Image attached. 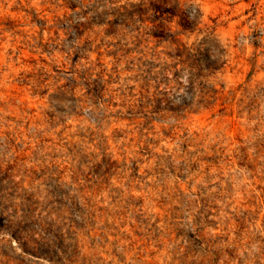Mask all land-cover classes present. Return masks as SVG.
Returning <instances> with one entry per match:
<instances>
[{"label":"rangeland","instance_id":"1","mask_svg":"<svg viewBox=\"0 0 264 264\" xmlns=\"http://www.w3.org/2000/svg\"><path fill=\"white\" fill-rule=\"evenodd\" d=\"M81 1L0 0V264H264V0Z\"/></svg>","mask_w":264,"mask_h":264},{"label":"trees","instance_id":"2","mask_svg":"<svg viewBox=\"0 0 264 264\" xmlns=\"http://www.w3.org/2000/svg\"><path fill=\"white\" fill-rule=\"evenodd\" d=\"M76 3V4H75ZM75 3H70L71 7H77L79 3L83 6L81 0H76ZM114 13L129 12V7L127 5H120L118 7L110 9ZM109 10L94 11L91 14V20L94 22H100L103 18V13H109ZM88 13L87 11L84 12ZM178 17L180 26V31L176 34L180 35H193L195 33H205L206 39H210L214 36L215 28L212 26H207L203 24L204 28L200 25L202 24L201 14L198 9L188 10L183 7L179 0H150L149 6H141L134 4V30L139 31L137 23L144 22H156L158 21L157 29L159 31L160 37H170L173 39L172 27L166 24V17ZM176 43L175 41H173ZM179 45V43H177ZM177 54L180 58L182 65L188 70V83L192 88L194 84L204 85L203 82L198 80L199 78L206 77L204 70L216 71L218 69V64L216 60L211 56L210 52H201L199 47L188 46L187 43H180ZM203 57V58H202ZM204 61V64L200 62ZM202 87V86H201Z\"/></svg>","mask_w":264,"mask_h":264}]
</instances>
